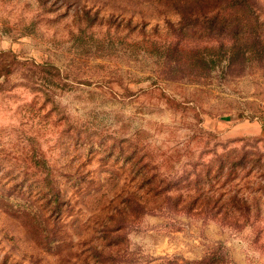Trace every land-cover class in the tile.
Instances as JSON below:
<instances>
[{"label": "rangeland", "instance_id": "374dc122", "mask_svg": "<svg viewBox=\"0 0 264 264\" xmlns=\"http://www.w3.org/2000/svg\"><path fill=\"white\" fill-rule=\"evenodd\" d=\"M149 2L0 0V264H92L128 193L139 264H264V10L241 45Z\"/></svg>", "mask_w": 264, "mask_h": 264}, {"label": "trees", "instance_id": "16d2710c", "mask_svg": "<svg viewBox=\"0 0 264 264\" xmlns=\"http://www.w3.org/2000/svg\"><path fill=\"white\" fill-rule=\"evenodd\" d=\"M148 4H154L163 11L167 9L173 12L189 26L196 28L199 26L209 30L211 40H217V37L221 39L227 37L241 45L245 39L251 43L256 39L259 40L255 28L259 24L256 18L264 10L263 0H150ZM237 55V52L233 53V56ZM160 193L159 191L157 194ZM158 198L160 197L156 199ZM165 199L170 201L171 206L173 204V207H166V209L177 208L184 200L180 194L176 196L167 194L163 200ZM210 199L209 193L198 192L190 201L182 205V209H187V211L197 209L198 212L200 210L208 214L210 213ZM123 200L122 206L114 207L102 224L101 242L95 249L92 264H139L136 253L129 249L126 229L134 225L136 218L141 214L161 212L164 204H157L158 206L154 205L150 208L136 193H128ZM53 201L57 202V196ZM162 260L159 264H223L221 258L216 255L200 260L176 257H167Z\"/></svg>", "mask_w": 264, "mask_h": 264}]
</instances>
